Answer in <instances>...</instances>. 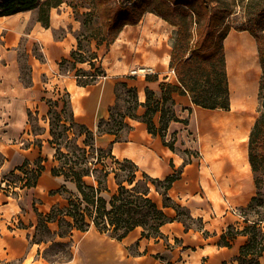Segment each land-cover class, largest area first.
<instances>
[{
	"label": "crops",
	"instance_id": "0c3cea01",
	"mask_svg": "<svg viewBox=\"0 0 264 264\" xmlns=\"http://www.w3.org/2000/svg\"><path fill=\"white\" fill-rule=\"evenodd\" d=\"M173 27L152 12L144 13L137 23L124 25L109 45L91 46L104 76L79 83L75 67L60 64L62 59L71 60L80 29L69 5L51 7L48 25L37 19L36 8L0 14V264H238L247 235L237 234L228 246L218 240L229 224L242 227L238 209L256 192L248 140L259 106L257 43L249 31L235 28L222 40L228 109L205 108L194 104L188 93L171 92L178 118L170 120L164 132L165 140H174L171 149L158 133L148 131L141 116L146 89L161 103V83L178 84L169 66ZM135 66L152 68L151 78L144 73L127 76ZM76 67L88 70L89 64L77 62ZM119 82L136 91L140 102L136 118L126 116V125L116 133L97 132L100 118L107 119L109 108L119 103ZM63 93L74 124L94 132L96 148H108L113 158L130 159L138 172L151 177L162 179L179 170L167 195L195 221L186 227L174 218V207L163 206L162 195L152 188L149 195L172 219L160 225L157 236H143L142 227L136 226L117 239L91 225L61 238L54 234L57 222L51 221L47 225L52 240L36 239L37 212L45 214L65 202L60 192L50 191L63 187L64 194L78 195L74 181L50 173L58 163L50 142V101H57L54 108L59 111ZM152 121L160 125V110ZM75 138L83 145L84 133ZM39 159L44 170L35 185L24 186L25 173L18 167L30 170ZM9 174L17 175L20 184L8 180ZM111 174L106 186L113 192L117 185ZM83 179L96 185L94 178ZM52 241H68L69 255L54 261L46 257ZM260 260L264 261V250Z\"/></svg>",
	"mask_w": 264,
	"mask_h": 264
},
{
	"label": "trees",
	"instance_id": "16d2710c",
	"mask_svg": "<svg viewBox=\"0 0 264 264\" xmlns=\"http://www.w3.org/2000/svg\"><path fill=\"white\" fill-rule=\"evenodd\" d=\"M63 1L0 0V14L36 8L37 19L43 25H48L50 8L61 4ZM89 1L88 10L85 12L86 15L92 16L98 14L103 21L105 30L112 32L110 36L104 35L96 39V47L101 44L109 45L112 43L124 25L137 23L146 12H152L168 23L177 26L176 37L171 46L169 66L174 69L178 84H171L170 82L161 83L163 90L161 103L160 100L153 99L152 92L146 89V98L143 102L146 109L141 116V119L147 124L148 131L153 134L158 133L162 137L163 143L171 149H174V140L173 138L165 140L164 133L170 120H178L172 110L173 100L171 92L188 93L194 104L205 108L228 109L229 92L222 40L230 28L245 29L254 37L257 43L261 76L258 87V114L250 130L248 140V159L254 175L256 192L247 204L240 208L241 212L239 214L242 218V213L246 214L249 211H254L257 214V218L251 220L244 216L241 228L236 227L234 224H229L220 235L218 244L228 246L231 239L237 234L247 235V240L239 248L238 262L240 263L242 260L247 261V264H260L258 258L264 250V232L262 230V223L264 222V178H259L258 176V173L264 174V0H261L259 8L254 10L255 13L257 11V16L254 18L253 24L242 27H232L225 20V16L230 11H227L226 15H222L221 11H212L210 0H153L156 6L149 4L152 0H148V3H146L147 0H126L124 4L117 0ZM68 4L73 6L71 3ZM177 6L182 7L181 9L188 13L187 17L181 16L179 19H175L168 14L172 8ZM244 7H249L250 11H252L251 9L254 6L251 5V0H247ZM200 14L205 16L203 20H200ZM193 24H196V29L193 28ZM97 58L96 51L92 50L91 47L87 50L84 49L77 35V45L71 52V60L62 59L60 64L66 68L70 67L73 69L75 67L74 74L77 77V81L79 83H89L96 78L97 74H104L100 65L96 64ZM84 61H87L89 64L88 70L76 67L77 62ZM146 77L151 78L150 75H146ZM120 87H124L131 95L130 100L124 99L125 102L131 104L125 110H119L116 113L113 112V109L118 104L116 103L111 106L108 118H100L98 121L97 132L116 133L126 125L124 121L126 116L136 118L135 110L140 102L137 99L135 89L128 87L125 82H119L117 85L118 99L119 95H121L119 91ZM66 104L67 98L63 100V105L65 106ZM50 106L49 113L54 112L53 108L57 106V101H50ZM156 110H160V125L158 127L152 121V115ZM56 117L58 121H61L64 129L67 130L66 122L62 120L59 112L56 113ZM69 120L71 121L70 123H74L71 114ZM110 121L114 122L115 127L107 124ZM183 121L186 122L187 120L184 119ZM106 124L108 126L104 127L103 125ZM76 125L79 127L76 135L84 133V139L83 146L78 145L74 141L73 152L77 151L87 158L90 150H103L94 146V132L92 130L83 125ZM50 133L52 135L50 142L54 143V132L51 127ZM185 151L188 153L189 150ZM56 153H59L55 157L57 161L60 160V155L66 156V153L62 152L59 147H56ZM113 159L114 162L119 164L122 162L127 163L119 166L120 169H123L125 165L132 167L125 178L115 181L117 186L113 192H110L106 186V177L113 171H108L105 164L100 168V172H102L101 176L95 175L94 172L98 169L96 167H91L87 164L77 166L79 161H73L71 164L70 159H67L63 163H60L59 166L53 165L50 168V173L52 175H62L65 179L74 181L78 195L64 194L65 189L63 187L50 191V193L55 191L60 192L64 195L65 202L53 205L45 214L37 212V233L40 226H42L47 232L45 239L47 237L51 239L53 235L47 223L56 221L58 229L54 234L61 238L68 236L72 229L84 231L91 225L102 232L110 233V235L117 239H121L136 226L142 227L141 234L143 236H157L160 234V225L172 219L164 213L162 208L157 206L156 202L149 195L152 187L162 195L163 206L170 205L174 207L176 210L174 218L182 220L186 227L189 225V220L190 222L195 221L180 204L173 201L167 195V190L170 188L172 182L179 177V170H174L162 179L151 177L142 172L144 178L136 179L138 167L133 161L127 158ZM83 161L81 160L80 162ZM88 162L91 163L90 160ZM18 168L25 173L23 185L30 187L36 184L37 178L45 166L41 159H39L30 170H24L22 166ZM90 175H93L96 185L88 184L83 179L85 176ZM124 181L127 184H124ZM157 186L162 190H159ZM104 192L110 193L109 198L103 196L102 193ZM63 221L66 223V228L61 230ZM36 239L43 238L36 237ZM55 245H59L60 247L67 246L68 253L64 257H54L50 258V260H60L69 255L68 241H52L44 251L46 257L49 258V256H55L58 253V250L52 249Z\"/></svg>",
	"mask_w": 264,
	"mask_h": 264
},
{
	"label": "rangeland",
	"instance_id": "374dc122",
	"mask_svg": "<svg viewBox=\"0 0 264 264\" xmlns=\"http://www.w3.org/2000/svg\"><path fill=\"white\" fill-rule=\"evenodd\" d=\"M113 1H116V0H113ZM117 1L124 4L126 0H117ZM88 2H90V1L89 0H64L62 2V3H66L67 5H69L68 3H71L73 6H75V7H73V6L69 5L70 8L72 9L73 14L80 21V29H78L77 33H78V36L81 40V43H82L84 49H86V50L89 49L93 44H95L96 39H98L104 35L110 36V33H112L111 31L105 30V27L103 25V21L98 14L97 15L95 14L92 16L86 15L85 12L88 10V7H87ZM246 2H247V0H210V5H211L210 8L212 9V11H221L222 15H224V14L226 15V12L230 11V13L227 16H225V20L232 27H242V26H246L249 24H253L254 18L257 16V11L255 13L254 10H256V8L258 9L259 6L261 5V0H251V5H253L254 7H252V9H251L252 11H250L249 7H244ZM146 3H148V0L146 1ZM149 4L151 6H156L153 0L150 1ZM181 8L182 7H180V6L174 7V8H172V10H170L168 12V14L172 18H175V19H179L181 16L187 17L188 13L183 11ZM204 18H205V16L203 14H200V20H203ZM173 26L174 27L172 28V32H171V46L173 44L174 38L176 37V31H177V26H175V25H173ZM193 26H194L193 28L196 29V24H193ZM119 90H120V94H121V95H119L120 100H119L118 105L116 107H114V109H113L114 113L118 112L119 110H125L126 107L131 104V103L125 102V100H124V99L130 100V96H131L126 91V89L124 87H120ZM61 99H62V101L66 100V96L64 95V93L61 95ZM131 102H132V100H131ZM53 110H55V111L49 113L48 117H49L50 127L53 129V132H54V136H53V140L55 141L54 142V147H55L54 158L57 155H59V153H56V147H59L62 152L66 153V156L60 155V160L57 161L58 163L56 165L59 166L60 163H63L67 159H70V163L73 161H79V163H77V166L78 165L84 166V164H87V165H90L91 167H96L98 169L95 170L96 171V172H94L95 175L101 176L102 172H100V168H102V165L105 164L107 166L106 169L108 171H113L110 173H112L111 175L113 176L115 181L116 180L117 181L122 180L123 178L126 177V174H128V172H130L132 167L125 165V167L123 169H120L119 166H122V165L127 164V163L122 162L121 164H119V163L114 162V159L111 156L108 148H105L101 151L97 150V149H94L93 151L90 150L87 158L83 157L81 155V153H79L77 151L73 152V145L75 143L74 141H76L75 136H76L77 132L79 131V127L74 123H70L71 122L69 120L70 110H69V107L67 104L65 106L63 105L59 111L56 108H53ZM58 112L61 114L62 120L66 122V127L68 128L67 130L64 129L61 121L57 120L56 113H58ZM32 120H33V118H32ZM113 123H114L113 121H110L107 124H110L111 126L113 125V127H115V125ZM107 124L103 125V126L107 127L108 126ZM36 129H38V128H36ZM72 132H74L75 135ZM76 143L80 146H83L78 141H76ZM258 150H260V149H258ZM81 160H84L83 161L84 163L80 162ZM88 160H90L91 163H89ZM258 176H259V178H264V174L258 173ZM7 178L10 181H15L18 185L20 184L17 175L9 174ZM85 178L87 181H91L93 178V175L92 176L91 175L85 176ZM138 178H144V177H143V174L141 172H138V170H137L136 179H138ZM145 178H147V177H145ZM123 183L127 184L125 181ZM157 188L159 190H162L159 186H157ZM263 190H264V186H263ZM102 194L106 198H109V196H110V193L104 192ZM152 195L156 196V194L154 192H152ZM238 212L240 213L241 209H238ZM242 214H243L242 218L244 216H246L247 218H249L251 220L257 218V214L254 211H249L246 214H244V213H242ZM189 222H190V220H189ZM262 225H263L262 230L264 232V222L262 223ZM64 228H66V223L63 221L61 230ZM46 236H47L46 229L44 227L40 226L39 231L37 233V238L45 239ZM52 249L58 250V253L55 256H53V255L49 256V258L60 257V256L64 257L68 253L67 252V246L60 247L59 245H55V246H53ZM50 251H52V250H50ZM262 254H263V252H262ZM258 260H259L260 264H264V261L261 262L260 256H259ZM247 263H248L247 261H242V260L240 261V263L238 262V264H247Z\"/></svg>",
	"mask_w": 264,
	"mask_h": 264
},
{
	"label": "built area",
	"instance_id": "2783aa9c",
	"mask_svg": "<svg viewBox=\"0 0 264 264\" xmlns=\"http://www.w3.org/2000/svg\"><path fill=\"white\" fill-rule=\"evenodd\" d=\"M138 73H144L145 75H148L149 73H152V68L150 67H143V66H135L129 69L127 76H135ZM104 74H97L96 77H102Z\"/></svg>",
	"mask_w": 264,
	"mask_h": 264
}]
</instances>
